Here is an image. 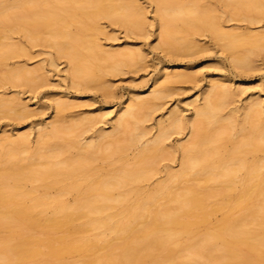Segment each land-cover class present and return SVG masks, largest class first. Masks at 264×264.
<instances>
[{"label": "bare ground", "instance_id": "bare-ground-1", "mask_svg": "<svg viewBox=\"0 0 264 264\" xmlns=\"http://www.w3.org/2000/svg\"><path fill=\"white\" fill-rule=\"evenodd\" d=\"M151 1L166 48L181 52L185 44L180 31L189 27L209 32L240 68L249 65V55H238L236 49L247 46L251 53L264 52V36L225 33L208 8L190 1ZM262 1L218 0L232 11L250 10L264 15ZM74 16L79 17L77 23L82 28L104 17L128 31L139 29L145 18L130 0L0 2V29L10 30L9 23L21 22L19 29L27 39L35 38L42 30L54 32H50L47 45L68 61L70 76L76 82L90 81L93 70L101 71L91 62L118 66L133 64L137 59L135 52H104L94 41L73 36L66 24ZM15 47L0 43V66L16 53ZM32 75L18 68L1 76L29 82ZM165 77L149 99L133 98L118 113L111 132L98 134L83 144L80 135L73 140L64 138L79 129L81 124L76 122L69 127L50 123L40 128L29 158L16 156V152L27 150L25 135L1 140L0 163L7 166L0 171V264H264V159L258 157L264 154V105L259 100L250 101L240 118L234 110L225 115V106L235 93L224 84L212 85L202 93L201 102L193 106L192 118L186 122L190 141L177 148L178 171L167 173L165 180L151 190H142L140 184L149 178L170 132H178L182 124L183 118L173 113L167 127L160 124L156 136L142 143L146 133L141 124L150 117L155 101L167 95L170 84L184 79L181 74ZM11 107L18 113L25 110L14 100L0 99V108ZM65 108L64 101L57 102V112ZM236 126L242 138L225 151L221 141L230 142L229 132ZM71 147L81 151L76 158L68 156ZM131 150L135 154L127 165L126 154ZM95 155L102 160L116 156L120 165H108L103 174L99 167L93 175L89 170ZM34 157L45 162L33 168L29 161ZM187 176H200L202 183L198 180L201 184L174 192L176 183ZM28 184L31 188L25 190ZM53 189L59 191L56 197L49 195ZM68 196L74 197L71 205L65 200ZM161 200L165 202L162 205L158 204ZM45 212L50 216L42 218ZM217 213L221 219L216 225L204 228ZM137 221H141L138 226ZM82 225H88L90 231L109 232L119 243H113L105 234L98 240L83 236L75 239V234H83ZM202 227L198 235L193 233ZM99 251L103 253L98 255ZM72 255H77L78 261L68 262Z\"/></svg>", "mask_w": 264, "mask_h": 264}, {"label": "rangeland", "instance_id": "rangeland-1", "mask_svg": "<svg viewBox=\"0 0 264 264\" xmlns=\"http://www.w3.org/2000/svg\"><path fill=\"white\" fill-rule=\"evenodd\" d=\"M1 1L10 3L13 0ZM130 1L139 6L145 16L142 26L137 30L128 31L125 27L104 17L91 22L85 28L77 23L80 21L78 16L68 20L66 27L73 36L94 41L104 52L128 50L138 54L137 59L130 65L116 66V63H112L107 66L99 62H91L92 67L100 66L101 71L93 70L94 77L90 81L73 80L70 76L68 61L47 45L52 31L42 30L36 34L35 38L27 39L24 32L19 29L21 22L9 23L10 30L0 29V43L16 46V53L3 60L0 66V99L14 100L15 104L25 106V110L21 113L13 111V107L0 108V143L7 137L16 139L25 135L27 150L24 153L16 152L17 157L19 155V158L30 157V152L35 148L38 130L50 123L57 127L73 126L75 122L81 124L74 134L64 136L66 139L73 140L74 136L80 135L81 144L92 140L98 134L111 132L112 122L122 109L132 103L133 98L149 99L151 92L158 90L163 84L166 74H181L184 76L183 81L169 85L167 95L155 101L156 106L150 117L141 124L146 133L142 139L144 143L156 136L160 124L167 127V119L171 114H178L183 118L180 130L170 132L166 139L161 156L155 159L149 178L140 184L142 190H151L157 183L165 180L167 173L178 171L180 153L177 148L190 141L186 122L192 118L193 106L201 102L202 93L212 85L224 84L235 93L234 98L225 106V115L234 110L235 116L240 118L243 108L250 101L259 100L264 105V52L256 50L251 53L249 47H239L236 49L238 55H249V65L240 68L232 62L229 52L223 49L209 32L189 27L180 31V38L185 44L181 52H177L175 48H166L159 36L155 4L151 0ZM180 1L194 2L202 8H208L211 15L216 18L220 29L225 33L264 36V15L250 10L232 11L223 7L218 0ZM262 7H264V1H262ZM18 68H24L33 73L29 82L10 81L1 76L5 71ZM113 68L116 69L113 70ZM59 101H64L66 107L61 112L56 111V104ZM84 119H88L89 123ZM238 130L239 126H236L229 132L230 142L221 141L225 151L230 150L242 138V135L237 134ZM117 136L121 137V134L118 133ZM60 142V139L57 140V143ZM80 152L78 147H71L68 156L76 158ZM134 154V150L127 152V165L132 162ZM258 157L264 159V154ZM93 158L95 161L89 170L93 175H97L99 167L102 168L101 174H103L109 166L120 165L116 156L106 160L99 159V155ZM248 158L250 160V157ZM31 159L33 160L29 159V164L33 168L45 162L39 157ZM6 166L0 163V171L1 167L5 169ZM239 175H237V182ZM182 178L183 180L180 179L182 183L178 181L173 191L179 192L187 185L195 186L202 183L200 176H197V179L196 176ZM30 188L29 184L25 185V190ZM38 191L42 193L40 189ZM39 192L35 194H40ZM58 193V189H53L49 195L56 197ZM127 197L131 198V196ZM65 200L68 205H71L74 197L68 196ZM163 203H165L164 200H161L158 204ZM166 205L173 206L172 203ZM41 215L44 216L42 218L50 216L49 212L41 213ZM220 219L221 214L217 213L204 228L214 227ZM139 222L141 223V221L136 222V226L140 224ZM79 223L83 224L84 221ZM84 225H82L85 229L83 234H75V239H81L80 236H83L82 239L98 240L105 234L107 238L109 236L110 240L114 241L113 243H119L115 235L100 229L90 231L88 225ZM131 226L134 227V225ZM202 231L203 227L194 230L193 233L198 235ZM102 253L99 251L98 255ZM67 259L68 262H76L78 256L72 255Z\"/></svg>", "mask_w": 264, "mask_h": 264}]
</instances>
